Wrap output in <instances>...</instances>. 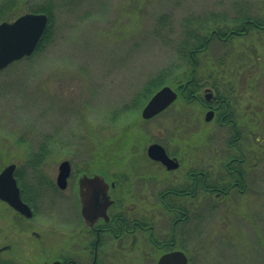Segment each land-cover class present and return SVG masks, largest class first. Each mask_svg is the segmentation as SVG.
<instances>
[{
	"label": "rangeland",
	"instance_id": "obj_1",
	"mask_svg": "<svg viewBox=\"0 0 264 264\" xmlns=\"http://www.w3.org/2000/svg\"><path fill=\"white\" fill-rule=\"evenodd\" d=\"M39 6L50 8V39L0 69V169L13 162L24 172L21 182L42 183L46 199L35 202L31 219L38 231L53 233L74 215L68 202L49 196L60 161L68 160L74 172L102 162L113 171L119 161L128 169L131 162L145 163V148L158 142L173 152L196 147L203 168L218 169L238 130L236 143L248 156L252 188H231L220 196L203 192L192 201L193 210L208 209L198 225L192 221L184 251L188 264H264V30L213 39L197 54V69H185L177 52L196 26L227 24V30L241 23L232 19L240 16L262 21L264 0H16L17 9L0 20ZM185 71L200 79L198 98L215 85L230 101L234 127L206 122L204 109L191 104L196 100L185 103L181 97L142 119L146 88L172 86ZM120 129L133 137L118 141ZM118 142L128 145L116 147ZM112 150H117L114 163ZM32 162L37 165L29 166ZM154 219L156 232L166 233V213L156 210ZM20 223L0 201V244H14L21 257L38 262L36 238ZM46 238L50 247L52 237ZM159 252H115L107 255V264H152Z\"/></svg>",
	"mask_w": 264,
	"mask_h": 264
},
{
	"label": "flooded vegetation",
	"instance_id": "obj_2",
	"mask_svg": "<svg viewBox=\"0 0 264 264\" xmlns=\"http://www.w3.org/2000/svg\"><path fill=\"white\" fill-rule=\"evenodd\" d=\"M257 27L264 30L261 25ZM235 34L243 35L237 32ZM219 38L227 40L223 36ZM215 88V85L209 86L203 99L198 98L191 104L204 109L203 118L206 122L214 119L218 125L229 123L232 128L235 120L231 116L230 101L217 93ZM184 101L187 103L190 100ZM207 113H210L208 120L205 119ZM239 136L240 132L236 130L232 137ZM227 144L230 155L220 168L209 169L210 171L203 168L202 152L190 146L173 152L170 147L163 145L167 156L176 161L172 167L150 158L146 148L143 154L147 161L131 162L128 169L124 162H118L114 163L115 168L110 171L109 164L102 162L97 167L92 164L88 167L77 166L74 172L69 163V171L62 185L56 180L59 174L58 164L55 181L49 183V196L56 198V201L68 202L74 215L67 217V221L57 226L53 233H44L45 237L38 231L35 220H31L35 213V202L40 204L42 198L46 199L45 190L42 183L39 185L37 181L21 182L24 172L15 166L12 174L20 198L29 206L31 214L26 216L5 200L0 201L13 211L18 221L23 222L19 225L22 230L29 231L36 238L35 254L39 255V259L32 263L30 258L25 259L20 252H16L14 244L5 243L0 244V264H107V255L115 252L157 248L160 252L153 260L152 264H155L161 254L173 249H184L186 236L194 232L192 221L198 225L197 220L203 217L202 210L208 209V206H200L193 210L191 202L202 196L203 192L220 196L239 186L240 168L237 166L246 160V154L241 148L230 146L229 142ZM210 152L214 154L211 157H216L213 147ZM28 165L37 164L32 162ZM82 174L87 179L80 184L79 177ZM156 210L163 211L168 216L166 233L156 232ZM47 235L52 237L50 247L46 244V240L49 241Z\"/></svg>",
	"mask_w": 264,
	"mask_h": 264
},
{
	"label": "water",
	"instance_id": "obj_3",
	"mask_svg": "<svg viewBox=\"0 0 264 264\" xmlns=\"http://www.w3.org/2000/svg\"><path fill=\"white\" fill-rule=\"evenodd\" d=\"M48 22L44 12H24L12 20L0 21V69L6 67L14 60L30 55L36 48ZM177 97L176 91L168 84L160 86L142 106V118H150L162 111ZM210 113L206 114V120ZM147 155L159 160L168 167L175 166L176 162L168 157L164 147L152 142L147 145ZM15 164L9 163L0 171V199L5 200L10 206L20 213L29 216V206L21 200L19 189L13 177ZM69 171V162L64 159L59 163L57 183L62 185ZM86 179V175L83 177ZM83 208V207H82ZM84 211V208L82 209ZM84 213V212H83ZM155 264H187V256L183 251L171 250L161 254Z\"/></svg>",
	"mask_w": 264,
	"mask_h": 264
},
{
	"label": "trees",
	"instance_id": "obj_4",
	"mask_svg": "<svg viewBox=\"0 0 264 264\" xmlns=\"http://www.w3.org/2000/svg\"><path fill=\"white\" fill-rule=\"evenodd\" d=\"M15 3H16V0H6L5 2L1 3L0 4V18L3 17V14L5 12L10 11V10L13 11L14 9H17L15 7L13 8ZM10 6H12L11 9H9ZM30 8H35V7H30ZM36 9L37 11L45 12L48 16V23L37 45V48H38L43 43L47 42L50 39L51 32H52V14H51L50 8L47 6L46 7L39 6ZM240 17L243 18V17H249V16H240ZM204 29H207V30H204ZM201 30H204V32L203 31L200 32ZM216 30H214L213 27L210 28L209 26L206 28V25H202V26H196L195 30H191V31H188V33H185V36H184L185 38L184 37H183L184 39L182 38L183 40L180 42V46H178V49H177V52L181 55L180 57L184 60L185 69H197V65L200 64V61L197 58V54L200 52L201 48H203L205 39H207L209 35L214 36V34L216 33ZM184 75H185L184 78L172 84L173 87H176L181 92L177 98L181 97L182 100L198 99L197 92L199 91L200 86L198 85L199 79L198 77H196V73L194 71L193 72L185 71ZM155 89H153L152 87L146 88L148 94L149 93L151 94ZM129 134L131 133L130 132L128 133L127 130L120 129L119 134H117V137H118L117 140L122 142V140H128L129 138H132L133 136ZM120 143L118 142L116 144V147L128 145L125 142L121 144ZM115 151L117 152V150L111 151L112 157L110 158V161H115V159H112L115 155L114 154ZM238 188H240L242 192L245 190V188L240 185L235 187L237 191H239Z\"/></svg>",
	"mask_w": 264,
	"mask_h": 264
},
{
	"label": "bare ground",
	"instance_id": "obj_5",
	"mask_svg": "<svg viewBox=\"0 0 264 264\" xmlns=\"http://www.w3.org/2000/svg\"><path fill=\"white\" fill-rule=\"evenodd\" d=\"M26 12H39V11H26ZM24 13V12H23ZM20 14H22V13H20ZM19 15V14H18ZM48 17V16H47ZM234 18L235 19H238L241 23L240 24H237V25H232V26H229V27H227V28H229V29H227V30H224V28H226V25L224 26V27H219V26H216V24L215 25H212L211 24V27L213 26V29L214 30H216V33L214 34V36H211V35H209L208 37H207V39H205V41H204V45H203V48H201V50L200 51H202V50H205L206 49V47H207V44L209 43V42H211L213 39H216V40H219L220 38V36H223L225 39H229V38H231V37H233V36H235L236 34H235V32H237V33H241V34H245V33H247V32H249V31H251V30H253V29H256V27L258 26V25H261L262 27H264V19L262 20V21H257V20H253V18H250V17H233L232 19L234 20ZM215 20V19H214ZM215 22L216 23H218L217 22V20H215ZM209 23H211L210 21H209ZM207 24V23H206ZM224 30V31H223ZM40 41V40H39ZM39 43V42H38ZM38 45V44H37ZM37 47V46H36ZM216 74H219V72H218V70H216ZM165 84H167V83H165ZM169 85V84H168ZM198 85L201 87L202 85L200 84V79H199V81H198ZM175 91H176V93H177V97H178V95L181 93L176 87H172ZM150 96V95H149ZM149 98V97H148ZM148 98H147V100H148ZM146 100V101H147ZM197 101V100H196ZM196 101H194V102H196ZM193 102V103H194ZM200 107V106H199ZM142 119H149V118H142ZM240 137V136H239ZM234 140H233V142H229V145L230 146H238V144L236 143L237 142V139H238V137H235V138H233ZM152 143V142H151ZM158 143V142H157ZM150 144V143H149ZM160 144V143H159ZM228 145V144H227ZM147 148V147H146ZM115 156H117V155H115ZM245 161L243 162V163H241L240 164V166H237L238 168H240V173H239V175H238V180H239V185L240 186H243L244 188H245V190L246 189H251L252 188V184L250 183V179H249V168H248V166H247V163H248V161H249V159H248V156L246 155V157H245ZM117 160V158L115 159V161ZM115 161H113V163L115 162ZM61 162V161H60ZM120 162V161H119ZM11 163H13V162H11ZM112 163V164H113ZM116 163H118V162H116ZM9 164V163H8ZM7 164V165H8ZM6 166V165H5ZM15 168V167H14ZM2 170V169H1ZM0 170V171H1ZM85 176V174H82L80 177H79V183L80 184H83L86 180H85V178H83ZM87 179V178H86ZM57 180V179H56ZM244 190V191H245ZM84 208V207H83ZM82 208V209H83ZM82 212H84V211H82ZM84 214V213H83ZM173 250H180V251H183L184 252V249H173ZM185 253V252H184ZM185 255H186V253H185ZM187 256V255H186ZM187 264H188V257H187Z\"/></svg>",
	"mask_w": 264,
	"mask_h": 264
}]
</instances>
